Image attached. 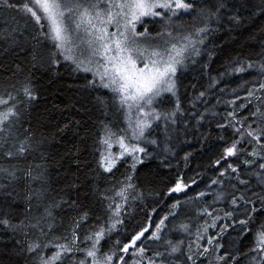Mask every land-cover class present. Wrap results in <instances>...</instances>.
<instances>
[{
  "label": "snow or ice",
  "instance_id": "1",
  "mask_svg": "<svg viewBox=\"0 0 264 264\" xmlns=\"http://www.w3.org/2000/svg\"><path fill=\"white\" fill-rule=\"evenodd\" d=\"M242 7L235 0H0V11L12 13L0 28V52H25L21 44L30 43L32 61L39 56L49 71L65 61L76 72L90 73L85 86L107 90L94 97L95 103L105 115L114 110L116 117L101 120L92 134L96 204L73 200L68 210L75 215L65 220L56 210L68 201L50 198L43 163L48 154L41 153V163L29 160L43 144L24 127L27 107L37 98L31 78L15 79L0 91V230L23 236L14 248L18 257H31L26 264H264V41L254 56L232 58L216 76L207 61L201 63L205 54L209 59L214 54L207 42L217 30L242 23ZM260 12L264 14V0ZM197 64L207 85L199 91L190 85L193 95L187 102L193 109L224 83L223 77L232 75L229 83L241 79L231 88V99L222 98L229 94L225 86L211 106H231L224 114L211 112L223 121L216 122L219 147L209 157L215 174L194 197L186 189L196 180L177 176L163 195L185 199L161 201L167 211L158 220L159 206H145L146 219L121 238L130 206L144 198L136 183L138 166L152 157L169 167L166 161L187 134L184 117L200 125L211 111L205 107L188 113L184 107L181 89L189 86L182 82V70L191 66L196 72ZM22 71L16 64L12 77ZM201 137V144L209 138ZM191 155L184 153L185 166ZM125 162V171L114 179ZM22 179L28 186L27 210L35 207V216L18 218L14 185ZM208 195L212 200L200 203ZM230 231L236 236L221 243ZM179 233L188 239L186 248L183 238H169Z\"/></svg>",
  "mask_w": 264,
  "mask_h": 264
},
{
  "label": "trees",
  "instance_id": "2",
  "mask_svg": "<svg viewBox=\"0 0 264 264\" xmlns=\"http://www.w3.org/2000/svg\"><path fill=\"white\" fill-rule=\"evenodd\" d=\"M235 2L244 5V7L239 8L242 23L232 26L225 24L222 30H217L207 42L208 49L214 52L213 56L209 59L205 54L201 60V63L204 61L209 63L210 74L213 76L225 71L227 61L234 57L254 56L256 52L260 51V44L264 41V14L260 12L261 0H235ZM11 15L12 13L0 11V28H3V21ZM213 45H215L214 48ZM2 47L3 45H0V49ZM21 47L27 50L25 52H9L7 55L0 52V91L9 87L15 79L31 78L37 98L27 107L23 116L24 127L32 131L35 141H43V144L34 154L29 156V160L33 164L41 163V153L46 152L48 154L43 163L47 168L46 180L50 189V198L57 200L63 198L68 201V204L56 210L58 218L64 217L67 220L75 215L74 210H68V206L73 200L89 207L96 204L97 194L93 191L96 177L93 171L92 134L101 120L115 121L116 117L113 114L114 110H109L108 114L105 115L104 109L95 103L94 97L105 93L107 90L101 89L97 92L86 87L85 80L91 79L90 73L76 72L70 63L65 61H61L59 65L55 66L54 71H49L47 67L41 66L39 56L35 63L32 61L30 43H22ZM46 51V48L43 49L41 55ZM16 64H19L23 71L18 77H12V71ZM195 67L196 72L192 71L191 66L182 70V82L189 86L187 89H181L184 96V107L188 113L204 112L205 107L210 108L211 111L206 114L200 125H197L194 118L187 115L184 117L189 121L186 126L187 134L180 136V142L176 144L177 154L170 156L166 161L170 165L169 167H164L159 158L152 157L143 166H138L136 183L143 191L144 198L130 206L132 215L125 218V225L119 230L121 238L126 230H132L138 222L146 219L142 211L145 206L149 210L159 206L160 211L156 216L158 220L159 216L167 211V206L161 204V201L166 200L168 204H171L173 199H185L182 194H174L172 199L163 195L167 188L174 183L177 176L183 175L185 182H188L189 179L196 180L195 185H190L189 189H186L187 196L194 197L197 191L205 190L204 186L208 183V179L215 174L209 167V157L212 156L215 148L219 147L215 144L216 137L220 135V130L216 128V122L223 121L220 120L219 115L213 118L211 112L224 114L231 110V106L219 104L214 109L211 106L216 104V97L221 95L219 89L225 86H227L229 94L222 98L231 99L230 90L236 87L241 79L237 78L234 82L229 83L233 80V76L223 77L224 83H220L218 88L197 102L196 108L193 109L187 102L188 98L193 95V89L190 85H197L195 91L202 90L201 85L205 87L207 85V77H199L200 65L197 64ZM4 69H8V71ZM234 75L249 79L243 74ZM240 94L243 95V93ZM166 106L167 104H165ZM64 125H68V127L64 128ZM181 127L185 126L181 124ZM60 129L63 130L60 131ZM202 133L209 137L204 144L199 142ZM149 150L151 151V147ZM185 152L192 154L186 166L183 159ZM126 164L127 162L120 165L114 179L120 178L121 173L125 171ZM99 186L103 188L105 184L101 183ZM14 187L19 194L16 201L18 218L37 215L35 207L31 212L27 210L28 205L24 199L28 194L26 182L22 179L19 185H14ZM32 187H39V183H34ZM211 200L212 196L208 195L200 203ZM220 206L216 205V207ZM192 213L195 214L194 207ZM94 215H99V212H94ZM199 222L202 223L203 221ZM223 222L218 221V223ZM193 231H195V226H193ZM215 231L217 230H212V234ZM229 235L234 238L236 233L230 231L229 234H225L221 243H226ZM169 238L174 240L183 238L185 240L184 247H187L188 239L185 234L170 235ZM17 239L23 240V236L19 234L14 236L10 232L0 230V264H26V260H31V257L25 258L16 255L14 244ZM116 239L117 235H113L112 240L115 241Z\"/></svg>",
  "mask_w": 264,
  "mask_h": 264
}]
</instances>
